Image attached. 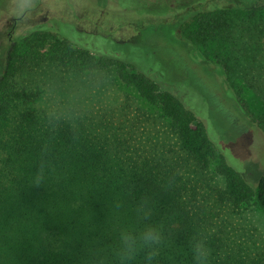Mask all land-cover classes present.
<instances>
[{"label": "trees", "instance_id": "obj_1", "mask_svg": "<svg viewBox=\"0 0 264 264\" xmlns=\"http://www.w3.org/2000/svg\"><path fill=\"white\" fill-rule=\"evenodd\" d=\"M227 1L252 9L245 0ZM206 14L195 16L202 21L201 30L211 26L201 18ZM215 22L203 35L229 41L228 20ZM55 31L38 29L25 38L27 45L13 42L0 75V264H118L113 249L120 231L148 224L162 226L165 237L152 264H193L189 244L197 231L206 238L209 264H264V250L253 256L243 241L216 225L211 195L203 196L192 174L213 171L224 179L229 202L236 207L256 204L263 211L264 175L253 187L228 163L199 117L201 110L162 90L132 63L94 53ZM216 46L221 52L211 61L234 85L233 60L256 45ZM46 59L75 72L114 71L141 102L168 120L181 156L167 155L164 145L146 138L145 126L153 122L143 108L131 126L100 119L84 108L64 113L71 119L57 126L50 124L48 112L34 106L39 94L14 83L25 69ZM257 123L264 133V115ZM41 169L43 183L34 185ZM134 264H147L143 253Z\"/></svg>", "mask_w": 264, "mask_h": 264}, {"label": "rangeland", "instance_id": "obj_2", "mask_svg": "<svg viewBox=\"0 0 264 264\" xmlns=\"http://www.w3.org/2000/svg\"><path fill=\"white\" fill-rule=\"evenodd\" d=\"M245 1L251 10L238 9L227 0H44L28 26L16 29L0 15V75L13 42L27 45L25 38L38 27L64 31L75 45L132 63L162 90L173 92L196 112L201 110L199 117L213 142L228 163L256 187L264 175V133L257 123L264 115V3ZM205 10L208 14L201 18L211 26L203 25L201 30L202 21L195 16ZM220 17L228 20L231 30L225 43L203 35L205 28L217 26L215 20ZM237 44L256 45V49L239 52L237 62L233 60L237 68L232 85L228 73L211 60L221 52L216 45ZM14 83L38 93L34 106L44 112L84 108L100 119L131 126L143 108L153 122L145 126L146 138L164 145L167 155L181 156L168 120L141 102L138 93L120 82L114 71L75 72L46 59L25 69ZM239 89L243 91L240 95ZM202 173L199 170L192 176L203 196L211 195V218L256 256L264 250V211L256 204L234 206L224 196V179L213 171Z\"/></svg>", "mask_w": 264, "mask_h": 264}, {"label": "clouds", "instance_id": "obj_3", "mask_svg": "<svg viewBox=\"0 0 264 264\" xmlns=\"http://www.w3.org/2000/svg\"><path fill=\"white\" fill-rule=\"evenodd\" d=\"M44 6V0H0V15L14 23L16 29L31 24L33 16ZM47 119L53 126L62 120L71 119L58 109L53 108L47 113ZM75 138V137H74ZM43 183V169L37 172L34 185ZM143 211V206L138 209ZM147 216H145V219ZM165 237L162 226L145 225L140 230L122 229L118 242L113 249V255L118 264H134L138 255L144 254L147 264H152L158 255ZM190 250L193 264H209L210 249L206 238L199 231L190 240Z\"/></svg>", "mask_w": 264, "mask_h": 264}, {"label": "flooded vegetation", "instance_id": "obj_4", "mask_svg": "<svg viewBox=\"0 0 264 264\" xmlns=\"http://www.w3.org/2000/svg\"><path fill=\"white\" fill-rule=\"evenodd\" d=\"M43 28H46V27H41V28L38 27V28L34 29L33 32H35V31L38 30V29H43Z\"/></svg>", "mask_w": 264, "mask_h": 264}]
</instances>
